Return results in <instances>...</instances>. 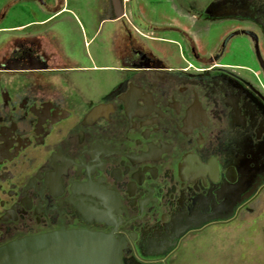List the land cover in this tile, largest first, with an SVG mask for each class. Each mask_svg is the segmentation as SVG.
<instances>
[{"label":"flooded vegetation","instance_id":"obj_1","mask_svg":"<svg viewBox=\"0 0 264 264\" xmlns=\"http://www.w3.org/2000/svg\"><path fill=\"white\" fill-rule=\"evenodd\" d=\"M142 2L96 37L100 80L0 28V246L88 229L124 264H182L264 211V0Z\"/></svg>","mask_w":264,"mask_h":264},{"label":"crops","instance_id":"obj_2","mask_svg":"<svg viewBox=\"0 0 264 264\" xmlns=\"http://www.w3.org/2000/svg\"><path fill=\"white\" fill-rule=\"evenodd\" d=\"M2 2L9 8L14 6L18 8L13 15L18 19L9 23V16L6 14L0 22V28H8L9 33L13 31L23 37L31 35L40 37L43 49L50 54L54 66L64 69L76 67L85 71L108 69L107 67L111 66L98 63L77 64L76 58L62 50L59 39L61 30L72 31V21L82 34V44L86 49L97 42L96 37L99 35L103 34L106 40L109 39L118 29L112 22L114 13L117 12L112 0H2ZM87 54L90 58L93 57V54L88 52Z\"/></svg>","mask_w":264,"mask_h":264},{"label":"rangeland","instance_id":"obj_3","mask_svg":"<svg viewBox=\"0 0 264 264\" xmlns=\"http://www.w3.org/2000/svg\"><path fill=\"white\" fill-rule=\"evenodd\" d=\"M143 1H145L142 2L144 12L163 11L162 8L149 6L150 4L145 6V3L150 0ZM19 3L17 4L19 5ZM17 10L18 8H15V6L10 9L8 15L9 23L17 21L18 17L16 19V16H13ZM71 24L72 31L61 30L59 40L62 44V50L67 54L69 53L72 58L78 59L84 65L91 64V59L88 57L87 52L90 54L92 52V60L98 61L100 58L98 41L86 49L82 44V34L76 29V23L72 21ZM14 35L15 33L12 31L4 39L9 41ZM2 37L0 34V40H2ZM0 44L2 45L1 41ZM107 74L108 72L106 71L83 73L89 78L94 77V80H100ZM245 219L248 224L246 227L236 225L215 227L191 237L179 261L182 264H264V211L249 215Z\"/></svg>","mask_w":264,"mask_h":264},{"label":"water","instance_id":"obj_4","mask_svg":"<svg viewBox=\"0 0 264 264\" xmlns=\"http://www.w3.org/2000/svg\"><path fill=\"white\" fill-rule=\"evenodd\" d=\"M117 12L125 0H112ZM122 241L113 233L59 229L0 246V264H124Z\"/></svg>","mask_w":264,"mask_h":264},{"label":"trees","instance_id":"obj_5","mask_svg":"<svg viewBox=\"0 0 264 264\" xmlns=\"http://www.w3.org/2000/svg\"><path fill=\"white\" fill-rule=\"evenodd\" d=\"M2 5H3V2H0V8L2 7Z\"/></svg>","mask_w":264,"mask_h":264}]
</instances>
